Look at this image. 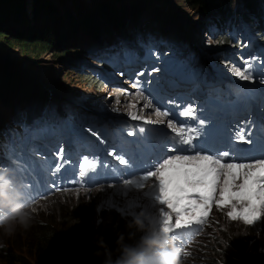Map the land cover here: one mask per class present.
I'll return each instance as SVG.
<instances>
[{
    "label": "rangeland",
    "instance_id": "1",
    "mask_svg": "<svg viewBox=\"0 0 264 264\" xmlns=\"http://www.w3.org/2000/svg\"><path fill=\"white\" fill-rule=\"evenodd\" d=\"M47 1L49 3L48 12L51 14L48 15L47 18H44L46 28L50 30L54 36L58 32H63L68 45L75 46V44L78 45V43L83 45V41L80 42L78 39L73 38H71L72 41H70L71 39L68 38L69 33L67 31L71 29V23H68L67 18H73L74 14L77 12L79 14H82L83 12L91 13L97 2H94L95 0ZM136 1L137 0H106L105 2L114 5L118 4L120 5V8L122 7L123 9H127L126 5L133 6ZM26 3L24 15L27 18L22 20V32L28 30L32 31L38 27L37 23L29 21L32 16L33 1L26 0ZM122 3L127 4L122 5ZM155 10H159L161 15H159V13H155ZM55 13L57 14L56 16ZM142 14L141 18L147 20L138 22L137 45L125 44L126 48H113L108 52H102V54L98 55L94 61H104L105 66L90 64V62L93 61L92 59L91 61L88 60L89 62L86 60H79L82 62V71H89L97 74L99 79L102 81L103 87L98 90L93 88V86H87L85 82L74 78V72H72L71 68L66 67L67 63L64 64L70 60H76L75 58L69 59L73 56H67L66 59H64L66 56L59 59H53V53H45L38 57H33L30 55H21L17 50V46L0 48V60L3 61V64H6L8 68L15 70L18 73L17 77H19V82L16 84L18 91L15 89L16 93L11 101H4V99L0 96V132L6 127H10L12 122L17 118V116H20V114L26 116V114H24L25 111H18L13 108L18 99L24 98L29 92L28 90H36V88L41 87L47 91L45 106L41 107V109L36 108L34 112H36L37 115L30 117L32 119L46 118L44 122L45 124H42L41 127L47 126L49 124L48 122L51 120L53 121L50 122L49 126H63L68 130L76 127L79 130L77 137L80 140H95L99 136L106 134L105 131L101 130L109 131L113 129L112 135L117 142H120L122 136H129L131 138L148 137L146 140L152 141L153 145L157 148L156 151L158 152L162 150V147L158 146L156 133L148 125L136 128L134 130L136 131L135 134H133V131L130 129L126 130L128 122L136 121L131 118L129 112L139 114L142 110L144 118L147 116L155 118V116H157L155 114L156 111H161V105L155 104L152 100V107L144 108L145 101L137 97L136 93L138 91L137 89H139L142 91L143 95L147 97L145 89L147 86H143L140 80H136L137 82H135V85H138V88H134V82H132V84H126L127 81L130 80L131 73H136L138 69H142L144 66L150 65L152 73L148 75V80L156 78L160 79V81L156 85L151 86L150 89L156 93L160 88L162 95L164 94L167 98L168 106H178L179 108L183 103L192 104L195 102L198 106L200 105L201 107H204V105H207L208 97L220 99L224 103L226 102L225 98L227 97V94L224 90L225 84L236 83L238 87L243 86L241 83L242 80L238 77L237 78L239 80H235L234 82L231 80L232 77L235 76H231V74H229L228 70L230 67L234 66L241 69L245 68L241 58H245V54L251 53L252 48H254V52L259 50L264 55L263 46L254 40V38L256 39L254 32L247 26L243 27V23L241 21V27L233 28L228 34L232 39V44L236 45L235 47L230 49L228 48L226 50L228 53H233V51L236 52L234 56L232 54L233 58L229 61L230 66L227 69L225 67L221 68L219 66H215L213 62H217L215 57H218L220 52L218 51L219 46L216 40L217 37L213 39V36L208 32L210 31L212 24L215 23L212 19L206 16H199L195 10L186 9L181 4V0H150L146 10H142ZM4 15L6 16L4 19L0 20V26H5V23L9 24V17H7V14ZM96 17L99 21H101L99 15ZM56 19L60 20L57 26H48V23ZM171 20L180 28L181 33L177 38H172V33L169 32V30L173 28ZM25 25L28 27L27 30H24ZM19 29L20 28H17V30ZM217 30L219 33H222L220 28ZM44 35L42 34L43 37ZM9 36L10 35L8 33L5 34V37H7L6 40L9 39ZM166 39H169L170 41H167ZM6 40L1 43H7ZM252 43L254 44V47L252 46ZM58 44L61 47L56 50L58 53H62L66 50L67 47L63 48L65 45L64 43L58 42ZM171 46L173 47L171 48ZM95 48L96 47L92 50ZM141 48H145L148 51H150V49L155 50L157 56L155 53H151L152 61L147 58L143 62L138 63L135 59V53H137ZM122 53H126L128 56L122 57ZM207 55H211V58L208 59ZM183 66L186 67L183 69ZM182 69L189 74L196 72V69H203L205 73L203 76L200 75L198 77V81L195 80L193 83H190V81L183 75ZM175 71H177L180 75ZM261 71H263V69ZM113 72L116 73L113 75ZM119 73L124 74V76L120 77ZM194 75H196V73H194ZM259 77L263 76H256V78ZM21 78L23 79L21 80ZM133 78L135 77L133 76ZM180 79L183 81H180ZM169 80L172 81L168 83ZM11 86L12 85L8 86L9 89L6 86V90H11ZM117 86L122 87L123 91H120V89L116 90L115 87ZM251 90L252 93H255L253 89ZM179 94L182 98L180 101H177V98L175 99L173 97ZM244 97L246 101H250V97L247 93ZM261 97H264V92L261 94ZM172 99H175V101ZM133 104H135V108H130L129 106ZM168 106H165L164 108L166 109ZM214 114V120H219L227 116L226 112L223 110L221 113L216 111ZM159 118L164 121L163 126L168 137H172L174 132L172 129L168 128L167 122H174V118L165 119L163 117H158V119ZM141 128L144 130L141 131ZM130 132L132 135H129ZM164 139L166 140L167 137ZM96 141V144L94 142L95 146L93 147V156L91 155L88 160L89 162L91 161L90 163L94 166V170L97 171L98 174L102 175V183L99 185H93L95 180L92 182V179L83 183L82 186H80V189H76L71 192L73 194L66 196L68 199H66L65 202L63 201L64 207L56 208L60 209L59 213L56 211L55 215L44 218L46 223L57 226L60 223L61 216L65 210L66 212H69V210L75 207V205L82 206L83 203H87V209L90 217L93 219L92 222L95 225L99 224V227L94 231V244L97 237L107 236L109 230H113L112 228L119 227L120 225L117 222V219L112 216L113 212L109 209L110 206L115 205L113 198L118 197V202L121 206H123L124 203L132 205L136 195L138 194V190L135 188L141 190L146 189L145 185L143 188L138 186L141 182H136L137 171L135 167L132 165H127L126 167L124 163H121L122 165H125L123 168L125 169V176H121L123 174L121 173L123 169L118 166V163L110 165L108 161L98 155L105 152V143L100 138ZM106 143L111 146V149L113 150L114 140H107ZM106 148L109 149L108 146H106ZM135 152L136 151H133L131 153L132 155H130H136ZM168 156H170V154H167L165 158L161 157V159L164 160ZM97 165L101 166H98L97 168ZM106 181H109L110 183H106ZM113 184L119 187H113ZM127 188H134L135 191ZM119 191H121L120 194L114 195ZM123 192L129 193L133 197L127 199ZM218 197L219 190H217L216 199ZM55 198L57 199V197ZM233 208L234 204L232 203L228 207H225V209L231 211H234ZM210 211H217V209L216 207H213ZM219 212L220 211H218V213ZM80 219L81 216H79L77 220L79 221ZM126 219H128V217ZM239 223L247 225L244 223L243 219H237V224ZM120 227L122 228V225ZM124 228H127V225H124ZM30 233L33 232L18 228L13 236L7 237L2 231H0V249H5L8 245H12L14 246V251L16 253L21 252L22 255H25L26 251L23 247L26 243L25 234L31 235ZM233 233L240 238V230L238 228L234 229ZM122 234L127 241H132V239L128 238V232H124ZM249 236L250 235H247V238H249ZM257 237L258 236H256V238ZM251 240L252 239L247 242V245ZM8 247L12 249L10 246ZM0 252H2V250H0ZM22 258H25V256ZM0 264L4 263L0 262Z\"/></svg>",
    "mask_w": 264,
    "mask_h": 264
},
{
    "label": "trees",
    "instance_id": "2",
    "mask_svg": "<svg viewBox=\"0 0 264 264\" xmlns=\"http://www.w3.org/2000/svg\"><path fill=\"white\" fill-rule=\"evenodd\" d=\"M32 1V16L29 21L37 23L38 27L32 31L28 30L22 32V20L27 18L24 15V9L27 4L26 0H0V20L5 18L6 15L4 14H7V17H9V24L5 23V26H0V48L17 46V50L21 55H30L33 57H38L45 53H53V59H59L65 56L64 59H66L67 56H73L69 59L75 58L76 60L65 62L64 64L67 63L66 67L71 68L72 72H74V78L85 82L87 86H93L96 90L103 87L102 81L97 74L89 71H82V62L79 60L91 61L92 59L93 61H91L90 64L105 66L104 61H94L102 52H108L113 48H126L125 44L137 45L138 22L147 20L141 18L143 15L142 10H146L148 2H150V0H137L133 6L122 3V5L127 6V9H123L122 7L120 8L118 4H116L118 5L116 6L105 2L106 0H93L97 3L91 13L83 12L79 14L77 12L74 14L73 18H67L68 23H71V29L67 31L69 33L68 38L78 39L80 42L83 41V45H80V43H78V45L75 44L76 48L75 46L67 44L63 32H58L54 36L52 32L46 28L44 18H47V16L51 14L48 12V1ZM181 4L186 9L195 10L199 16H206L215 22L212 24L210 31H208L209 34L213 36V39L217 37L216 40L219 46L218 51L220 55L215 57V60H217V62H213L215 66L221 68L225 67L226 69L230 66L229 61L233 58L232 54L234 56L236 52L233 51V53H228L226 50L236 45L232 44V39L228 34L233 28H240L242 23L243 27L247 26L254 32L256 37L255 40L264 46V0H181ZM155 13L161 15L159 10H155ZM56 15L55 13V16ZM97 15L100 16L101 21L97 19ZM59 21V19L53 20L48 23V26H57ZM172 25L173 28H171L169 32L172 33V38H177L181 33L180 28L173 21ZM17 28L20 29L17 30ZM24 28V30H27V25H25ZM218 28H220L222 33L218 32ZM7 33L10 35L8 40H6L7 37H5ZM42 34H45L44 37ZM4 40H6L7 43H1ZM166 40L170 41L169 39ZM70 41H72V39ZM58 42L65 44L63 48L67 47L62 53L56 51L61 48ZM94 47L96 48L92 50ZM146 53L147 49H140L136 54V60L139 62L143 61L146 58ZM251 55L243 60L244 63L246 61L248 62L251 67V76H254L258 72V69L264 64L258 53L250 58ZM210 56L211 55H207V58L210 59ZM249 59L251 60L250 62L248 61ZM12 70L0 60V96L4 101L6 100L8 102L11 101L16 93V84L19 82V77H17L18 73ZM228 71L232 74L230 69ZM196 73L197 76L186 72H183V75L190 82H193L195 80L198 81V75L203 76L205 71L203 69H196ZM231 76H233V74ZM233 78L234 77H232V79ZM22 79L23 78H21V80ZM244 82L248 87L253 84V81L249 80H244ZM10 85H12L10 88L11 90H6V86L8 88ZM228 90L232 92V87L229 86ZM28 91L26 96L24 98H19L13 107L18 111H25L24 114H26V116L20 114V116H17L13 121L15 125H12V127L16 126L15 128L18 132L23 122L28 123V120H31V116L37 115V113L34 112L36 108L41 109L46 103L47 91L44 88L40 87L36 88V90L31 89ZM209 99L208 103L212 105L213 109L221 107V102L218 99L216 100L210 97ZM45 120L46 118L43 119V122H45ZM52 121L53 120L50 122ZM120 193L121 191L114 195ZM115 202L118 203V198H115ZM79 216H81V219L78 221L77 219ZM112 216L117 219L119 224L124 220V213L113 212ZM92 221L93 219L90 217L87 209V203H83L82 206L75 205L69 212L65 210L57 226L48 223H42V225H40L32 222L30 228L26 231H31L33 233H30L31 235L25 234L26 243L23 247L25 248L26 254L22 255L21 252L16 253L14 251V246L8 245L12 249L7 246L0 252V262L4 264H103L104 256L94 255V253L98 251L96 243L94 244V231L99 227V224L95 225ZM215 223L216 219L213 218L207 237L202 239V248L204 252L201 254L200 258L204 259L201 260L203 263L264 264V255L257 254L258 247L264 244V228L262 232L259 233L261 236L256 238L254 233L250 234V231H246L241 227L239 228L240 238H238L236 234L233 233L234 228L232 227H228L227 231L223 230L217 233L214 228ZM112 229L113 230L108 231L107 236L103 237L109 251H111V249H117L116 240L121 232V227ZM247 235H250L249 238H247ZM250 239L253 241L247 245ZM23 256H25V258H22Z\"/></svg>",
    "mask_w": 264,
    "mask_h": 264
},
{
    "label": "snow or ice",
    "instance_id": "3",
    "mask_svg": "<svg viewBox=\"0 0 264 264\" xmlns=\"http://www.w3.org/2000/svg\"><path fill=\"white\" fill-rule=\"evenodd\" d=\"M246 67H230L233 75L241 80L252 79L249 71L250 65L246 61ZM138 88V85H134ZM137 97L145 101L144 108L152 107L151 101L138 89ZM135 108V104L130 105ZM158 117L166 118L168 112L159 110L155 113ZM133 120H144V123H153L139 114L129 112ZM181 115L195 116V109L189 107ZM160 122H164L161 120ZM203 123V121H201ZM168 128L174 132L177 144L187 145V148L178 149L173 145L169 151L173 155L168 156L159 163L155 170H149L139 179V187H144V182L150 181L151 196L159 206V228H162L177 240L182 230L189 229L193 225H203L209 216L213 205L217 207H228L233 201L244 204L242 212L230 211L231 219H243L245 224L252 223L257 218V205L264 207V156L252 160H237L229 151L209 154L196 151L193 141L200 135L198 129L182 127L172 121L167 122ZM144 129L141 128V131ZM129 135H132L130 132ZM238 143L250 144L251 140L241 129L236 133ZM60 161L55 165V172L64 166L67 161L63 158V152L57 154ZM85 159V163H87ZM120 162L125 163L121 158ZM7 166L0 165V170ZM81 176H83L84 164L80 165ZM55 172L53 174H55ZM223 180V187H220ZM239 181V183H237ZM219 190V200L216 193ZM199 231V228H197ZM182 252V256H188Z\"/></svg>",
    "mask_w": 264,
    "mask_h": 264
},
{
    "label": "clouds",
    "instance_id": "4",
    "mask_svg": "<svg viewBox=\"0 0 264 264\" xmlns=\"http://www.w3.org/2000/svg\"><path fill=\"white\" fill-rule=\"evenodd\" d=\"M8 161L5 158L2 162ZM24 172L29 174L28 170ZM43 197L28 200L27 186L18 178L15 170L10 167L0 170V231L11 237L18 228L27 230L32 222L42 225L46 223L45 217L55 215L56 211L59 213V209H56L58 206L54 204L34 205ZM124 232L129 233L131 242L124 237ZM138 232L142 233L141 236ZM95 243L98 251L94 255H103V264H205L201 261L204 259L200 258L204 252L201 244H195L188 250L186 260L168 231L157 228L143 213L134 216L131 222L122 223L116 240L117 249L109 251L103 237H97Z\"/></svg>",
    "mask_w": 264,
    "mask_h": 264
},
{
    "label": "bare ground",
    "instance_id": "5",
    "mask_svg": "<svg viewBox=\"0 0 264 264\" xmlns=\"http://www.w3.org/2000/svg\"><path fill=\"white\" fill-rule=\"evenodd\" d=\"M161 13V12H160ZM207 24V23H206ZM173 46H171V48H172ZM253 56V55H252ZM106 69V68H105ZM223 71V70H222ZM242 83V82H241ZM246 84V83H245ZM164 95V94H163ZM173 98H175V97H173ZM176 99V98H175ZM175 99H172V100H174L175 101ZM169 101V100H168ZM160 106V105H159ZM166 106H168V105H166ZM73 120V119H72ZM18 123H20V122H18ZM24 123V122H23ZM0 124H1V121H0ZM58 126V125H57ZM21 127V126H20ZM141 127V126H140ZM139 128V127H138ZM122 130V129H121ZM135 132L136 131H133V134H135ZM118 133V132H117ZM118 136V135H117ZM116 136V137H117ZM135 136V135H134ZM144 136V135H143ZM148 137H144V138H140V137H133V144H132V146L129 148V150H128V152H129V154H131L133 151H136L137 150V148L139 147V144L141 143V142H145L146 141V139H147ZM97 142V141H96ZM119 142V141H118ZM132 155V154H131ZM93 156V155H92ZM132 157H134V158H136V155H134V156H132ZM100 158V157H99ZM103 159V158H102ZM104 160H105V158H104ZM100 161H101V159H100ZM91 162V161H90ZM97 162H98V160H97ZM104 163V162H103ZM97 164V163H96ZM106 165V164H105ZM111 165V164H110ZM98 166H101V165H97V168H98ZM97 168H96V170H97ZM101 168V167H100ZM114 169V168H113ZM95 173H97L98 174V172L97 171H94ZM107 174V173H106ZM90 184V183H89ZM104 185V184H103ZM82 186V185H81ZM99 187V186H98ZM97 187V188H98ZM101 187V186H100ZM88 188V187H87ZM85 189V188H84ZM95 189V188H94ZM86 190V189H85ZM91 190H93V189H91ZM129 191V190H128ZM86 193V192H85ZM73 194V193H72ZM98 208V207H97Z\"/></svg>",
    "mask_w": 264,
    "mask_h": 264
}]
</instances>
